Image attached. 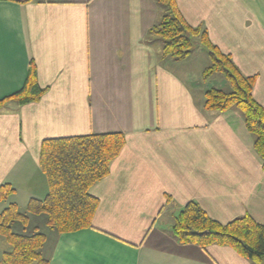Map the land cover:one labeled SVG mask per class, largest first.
Here are the masks:
<instances>
[{
    "label": "crops",
    "instance_id": "0c3cea01",
    "mask_svg": "<svg viewBox=\"0 0 264 264\" xmlns=\"http://www.w3.org/2000/svg\"><path fill=\"white\" fill-rule=\"evenodd\" d=\"M176 2L188 25L255 77L264 107V0ZM162 17L156 0H0V101L23 89L31 63L47 89L39 101L0 107V187L14 189L0 213L12 203L25 213L49 193L39 162L46 139L121 133L126 141L90 188L99 200L93 227L59 233L32 214L26 227L14 224L46 235L48 264H256L173 232L190 202L221 223L249 214L264 225V161L237 108H205L217 87L203 77L212 58L200 41L185 59L163 55L152 32ZM11 248L0 235V264Z\"/></svg>",
    "mask_w": 264,
    "mask_h": 264
},
{
    "label": "trees",
    "instance_id": "16d2710c",
    "mask_svg": "<svg viewBox=\"0 0 264 264\" xmlns=\"http://www.w3.org/2000/svg\"><path fill=\"white\" fill-rule=\"evenodd\" d=\"M156 1L163 9V17L152 32L162 40L163 55L176 60L185 59L195 49V42L200 41L212 58V65L204 71L203 77L207 79L222 72L233 87L231 92L218 88L207 90L205 108L216 111L237 108L254 135L255 149L264 161V107L253 96L255 77L242 75L230 56L211 43L205 29L188 25L176 0ZM46 90L40 86L37 69L31 63L23 89L0 101V107L10 99H16L21 105L39 101ZM125 142L121 133L43 141L39 162L49 182V193L44 199H30L25 213L14 203L0 213V235L12 247L4 255V264H48L41 253L46 235L15 231V223L23 227L28 225V214L45 215L46 225L59 233L93 227L99 200L90 193V188L110 173L111 164ZM13 192L9 184L1 185L0 200H5ZM173 232L182 243H193L203 248L213 244L229 246L242 257L264 264V225L249 214L221 223L211 218L197 202H190L178 214Z\"/></svg>",
    "mask_w": 264,
    "mask_h": 264
},
{
    "label": "rangeland",
    "instance_id": "374dc122",
    "mask_svg": "<svg viewBox=\"0 0 264 264\" xmlns=\"http://www.w3.org/2000/svg\"><path fill=\"white\" fill-rule=\"evenodd\" d=\"M209 81H212V85H214L217 88H221L223 91L226 90L225 88H227L225 86H227V84L230 83L229 82L230 80L222 72L214 73L210 77ZM222 87H224V88H222Z\"/></svg>",
    "mask_w": 264,
    "mask_h": 264
}]
</instances>
